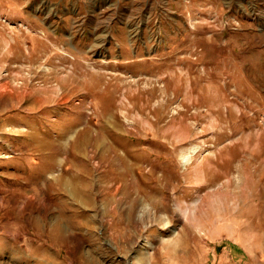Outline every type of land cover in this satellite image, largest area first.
<instances>
[{
	"label": "rangeland",
	"instance_id": "374dc122",
	"mask_svg": "<svg viewBox=\"0 0 264 264\" xmlns=\"http://www.w3.org/2000/svg\"><path fill=\"white\" fill-rule=\"evenodd\" d=\"M159 1L0 0V264H264V0Z\"/></svg>",
	"mask_w": 264,
	"mask_h": 264
},
{
	"label": "crops",
	"instance_id": "0c3cea01",
	"mask_svg": "<svg viewBox=\"0 0 264 264\" xmlns=\"http://www.w3.org/2000/svg\"><path fill=\"white\" fill-rule=\"evenodd\" d=\"M201 2H202V0L201 1L189 0L188 3H191V5L187 4V6L190 9H192L193 11L197 10V9L200 10L202 8ZM210 4H208L209 6H207V7H203V9L212 10L213 7ZM135 7L137 10V15H138L136 18L137 19V21H136L137 25L142 26V27H147L141 31V35H144L145 36L144 38L146 39L147 37H149V35L151 33L148 26L150 27L151 25H154L153 18H154V20H156V22H159V19L161 21H163V19L160 16V15H162L161 14L162 11H164L163 2L159 1V0H152V1H149V0H139L138 1V0H136ZM97 9H100V8H97ZM147 10H153L155 13H158V14H155L154 17L152 18L147 13ZM85 22L86 21H84L83 25H88V26L90 25V23H89L90 19L87 22L88 24H85ZM98 25H105V20H101L98 23ZM159 25L161 26V24H159ZM115 32L117 34V31H113V30L101 29L100 31H92V32L90 30L89 31L85 30L83 32L84 39L81 41L84 44V45H82V48H92V49L96 48V49H109V50L118 49L121 46V43L119 41H117V39L119 40L120 36L115 35ZM87 33L89 34V38H88L89 40L86 39ZM91 35H93V36H91ZM159 35H160L159 36L160 42L155 43V42H150V41L145 40V41H142L138 45V48L140 50H147V49L153 48L154 46L162 47V45H163L162 40H164L163 30L162 31L160 30ZM105 40H106V42H105ZM131 42L134 44L137 41L135 39V41L132 40ZM85 43H87V44H85ZM165 44H167V43H165ZM73 47H77V46H69V48H73Z\"/></svg>",
	"mask_w": 264,
	"mask_h": 264
}]
</instances>
